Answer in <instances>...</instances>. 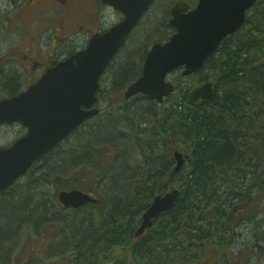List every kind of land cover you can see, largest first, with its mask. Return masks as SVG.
<instances>
[{"label":"trees","instance_id":"1","mask_svg":"<svg viewBox=\"0 0 264 264\" xmlns=\"http://www.w3.org/2000/svg\"><path fill=\"white\" fill-rule=\"evenodd\" d=\"M184 1L195 4L198 0ZM169 19V9L158 6L150 11L114 58L107 71L111 72L107 86L98 94L99 103L108 102V107L95 118L96 123L82 125L24 179L0 194V264H29L31 259H24V254L33 251L34 241L48 236V244L52 240L57 256L67 258L69 264H106L116 257L124 258L126 264L133 258L139 264L131 235L125 231H135L140 214L130 213L129 208L132 204L145 209L156 194L177 186L178 175L170 161L173 147L182 148L186 156L181 182L188 183L187 191L195 199L190 206L176 203L154 224L150 241L135 245L145 254L152 252L149 264H192L195 256L203 257L206 250L213 252L220 242L233 239L229 229L234 219H251L255 225L259 214L263 223L264 2L249 11L243 27L223 42L203 70L191 77L177 72L176 90L164 103L145 96L126 101L124 92L141 75L150 47L174 32ZM9 78L1 83L6 86ZM207 82L213 83V96L195 100L193 88ZM10 83L13 92L19 78L17 83L14 76ZM129 144L135 156L144 145L151 149L166 146L163 158H154L149 164L159 174L168 168L160 175L163 184L148 180L153 176L150 173L131 174L127 168L130 159H123L121 152ZM123 184L134 191L127 195L116 190ZM49 185L54 193L47 199ZM74 188L94 194L98 204L63 212L57 204L58 192ZM231 194L236 196L234 200ZM105 195L111 197L116 210L109 214L111 222L106 228L99 221L106 208ZM205 199L216 205L227 202L220 207L230 212L232 220H216L215 206ZM208 205L209 210L202 212ZM200 206H204L202 210ZM96 223L100 224L98 230ZM199 223L210 230L198 229ZM257 224L255 227L261 225ZM66 230L71 243L63 245L60 238ZM252 231V238L262 236L264 241L263 231Z\"/></svg>","mask_w":264,"mask_h":264},{"label":"water","instance_id":"2","mask_svg":"<svg viewBox=\"0 0 264 264\" xmlns=\"http://www.w3.org/2000/svg\"><path fill=\"white\" fill-rule=\"evenodd\" d=\"M153 1L103 0L122 12L124 19L107 32L94 35L85 50L50 68L27 92L0 101V124L21 122L28 127L24 138L10 148H0V192L98 113L88 109L97 101L99 80ZM258 1L262 0H199L193 9L178 3L170 21L175 33L167 42L152 46L142 76L128 88L126 98L144 94L162 103L174 92L173 84L167 81L169 73L181 67L185 76L201 70L222 41L243 26L246 11ZM212 95L211 83L193 91L195 99L206 100ZM182 163L178 161L176 170ZM175 199V192L156 198L139 232L150 227L152 219L168 210ZM59 200L73 208L97 202L78 190L61 192Z\"/></svg>","mask_w":264,"mask_h":264},{"label":"rangeland","instance_id":"3","mask_svg":"<svg viewBox=\"0 0 264 264\" xmlns=\"http://www.w3.org/2000/svg\"><path fill=\"white\" fill-rule=\"evenodd\" d=\"M174 1L175 0H160L157 3L156 7L159 6L168 9ZM68 2L72 3L73 11L71 12V14H73L77 18L78 25L81 27L83 25H88V26L91 25L92 29L96 31L98 25H101V27L105 29L113 26L121 18L120 14L116 13L114 10L111 9L106 10L104 6L99 5L98 7H96V13L93 20L89 14L91 10V6L89 3L90 0H68ZM91 2L94 4V6H96L95 0H91ZM37 7L40 8L41 5L38 3ZM38 16L41 20L44 19V16H40V15ZM27 17L34 18V16H27ZM153 17H156V14H154ZM9 20L10 19H8V21ZM34 21L35 20H32V22ZM3 23H4V19L2 22H0V41L6 42L7 40L8 42L0 44V56L6 55L5 57L7 59L8 58L12 59L13 57H15L20 60V59H25V57L28 55H33L38 59L44 60V62L42 63H49L53 60L55 61L60 57L65 58V56H68L67 54H70L72 51L82 49L86 45V42H88L90 37L94 34L90 30L85 31L83 33L82 30H88V29L83 28L82 30H80L77 27V25L69 26V29H64V30H61V28H53V27H50V29L49 27L42 28L43 23L41 24L40 22H38V20L35 21L31 31H28L23 28H18L16 30L10 24L8 25L9 26L8 28H5L4 27L5 25L3 26ZM8 30H12V31H8ZM5 35L8 36L11 40L4 37ZM31 36L33 37V39L30 38ZM3 37L4 39H2ZM2 60L0 59V61ZM28 62L30 61L28 60ZM38 68L39 67L36 66L35 68L32 69L31 72L26 73L25 80L23 81L21 80L22 81L21 88L24 89L25 87H27L29 84H31L33 81L37 79L38 74L39 75L41 74V73H37L38 72L37 70H39ZM17 70H19V66ZM110 76H111V72H107L106 75L103 76L101 81L102 88H106ZM4 97H6L4 96V94H0V98H4ZM107 104L108 102L102 101V103L98 105V107L99 108L101 107V110L104 111V109L108 107ZM96 119L95 120L93 119L91 121L92 125L96 123ZM21 134L22 131L13 126L0 128V147L9 146ZM53 193H54V188L49 185L47 187V192H46L47 197L45 198L48 199L52 197ZM244 235L245 234H240L239 243H243V241L248 239L247 236ZM48 237L46 239H42V240L37 239V241H34L31 244L33 251H29L26 249L27 252L25 250L26 253L24 254V259L26 258L31 259L30 262L31 264H69L67 258L65 257L62 258L60 256H57L56 251L55 252L52 251L50 253L46 249V247L50 244V243L48 244V240H49ZM240 246L243 247L242 245ZM53 252L54 254H52ZM236 252L237 251H233V253ZM178 254L180 253L178 252ZM258 256H252L251 257L252 259L250 260V257L248 255L247 256L242 255L240 258V262L238 264H264V249L261 250ZM254 257H256V259Z\"/></svg>","mask_w":264,"mask_h":264},{"label":"bare ground","instance_id":"4","mask_svg":"<svg viewBox=\"0 0 264 264\" xmlns=\"http://www.w3.org/2000/svg\"><path fill=\"white\" fill-rule=\"evenodd\" d=\"M136 144L137 142L134 141ZM122 147V146H121ZM130 144L129 145H126V148L125 147H122L121 149V152H122V158L125 159V160H129L130 162H128L127 164V168L129 170H132L131 171V174H136V173H139V174H145V173H150L152 174L156 179H154L153 176L151 177H147L148 180L152 181L154 184H156L158 181H159V184L160 185L161 183L163 184V180H162V177L160 176L162 173H165L166 171H168V168L164 169L163 171H161L162 173L159 174L158 171L150 166L149 164L150 163H154L155 161H152L154 158H163V153L166 152L165 149H166V146H155L153 145L151 149L149 145H144V148L142 149H138V153L136 154V156L139 158L138 160L139 161H136V156L130 152ZM128 148V149H127ZM172 151H173V160H170V161H173L171 162V167H173V170L175 173H177L178 175V180H177V186H170L169 187V191L163 193V194H156L154 196V198L152 199V202L151 204L147 207V208H141L140 206H135V205H132L131 204V207L129 208V212L130 213H137V214H140V218H139V222L136 226V229L135 231H130V230H127L125 231L126 234L130 233V242H131V248H133V250L136 252V255L138 256V260H139V264H149L151 262L150 260V256L152 254V252H148V253H143V251H138L136 250L134 247L136 244H138L140 241L142 240H149L150 241V238L151 235L153 234L152 233V228L154 226V224L156 222H158V220L162 219L163 216L165 214H167L168 212H170L177 204H181V203H186L188 202V206L192 205L194 202V195H192L190 192L187 191L188 189V183L187 182H181L184 180V178H182V170L183 168L185 167L184 165L187 164L186 162V156L182 150V148H176V147H173L172 148ZM176 153H177V157H176ZM131 158H134V159H131ZM149 159V160H148ZM148 160V161H147ZM152 161V162H151ZM178 161H181L183 162L182 165L183 167H181L179 170H176L177 169V166H178ZM153 170V172L151 173L149 170ZM134 171L136 173H134ZM129 174V175H131ZM157 181V182H156ZM99 188L100 190H103L104 191V187L103 185H99ZM116 190L120 191V192H124L126 193L127 195H129V193L132 191H134V187H131V186H128V185H117L116 187ZM195 188V186H194ZM221 190H224L223 187L221 188ZM172 192H175L176 193V199L175 201L173 202L172 206L160 213L158 216H156L155 218L152 219V223H151V226L150 227H147L144 231H140L139 230L143 227V224H144V216L145 214L147 213V211L153 206L156 198L158 197H165L167 194H170ZM236 198V196H233L231 194L230 196V199L231 200H234ZM206 200V199H205ZM103 202H105V205H106V208L104 210H102L99 214V221L103 226H105V228L107 227L106 223H110L111 221L109 220L110 217L109 214H113L115 213V209L112 205V202H111V197L108 196V195H105L102 199ZM208 203L212 204L215 206L216 210H217V215H216V220L217 219H220L221 221L222 220H225V219H231L232 220V215L230 214V212H228L227 209L225 208H222L225 203L227 202H223L221 204H213L212 202L206 200ZM224 201V200H223ZM113 202H115L113 200ZM229 202V201H228ZM223 205V206H222ZM222 206V207H220ZM204 206H200V209L202 210ZM209 210V205L207 206V208H205L204 210H202V212L204 211H208ZM54 213L53 212H50V215H53ZM236 220L234 219V223H233V230H235V232L237 234H245L244 236H247V240L243 241V245L246 249H248L249 251H254V250H257V249H260L262 247V244H263V238H261L262 236H260L259 238L258 237H254L252 238L251 234L252 233H255L254 231H250V226H251V219H244L245 222H243L242 220L241 221H237L235 222ZM230 227V226H229ZM95 228L98 230L100 228V224L99 223H96L95 225ZM197 228L200 229V230H210L209 227L205 226L204 224L202 223H199L197 225ZM254 229H260V231L264 232V229L260 228V227H256ZM228 230V229H227ZM230 230V229H229ZM68 232L69 231H65L64 233L61 234V244L63 245H66V244H69L71 243V238L68 236ZM229 232V231H226V233ZM149 236V237H148ZM75 245V244H74ZM195 259H193V263H194ZM135 264L134 262V259L131 258L129 260V263L128 264ZM106 264H126V261L124 258L122 257H116V258H113L111 259L109 262H106ZM159 264H162V262H160Z\"/></svg>","mask_w":264,"mask_h":264},{"label":"flooded vegetation","instance_id":"5","mask_svg":"<svg viewBox=\"0 0 264 264\" xmlns=\"http://www.w3.org/2000/svg\"><path fill=\"white\" fill-rule=\"evenodd\" d=\"M38 3L41 5L40 8L37 7ZM89 3L91 6V10L89 14L93 20H94V16L96 13V7H98L99 5L104 6L106 10L111 9V7L103 5V0H95L96 6H94L91 0ZM72 11H73L72 3H69L68 0H0V18H1L0 22H2L4 19L3 26L5 25L4 26L5 28H8L9 27L8 25L10 24L16 30L18 28H23L28 31H31L35 21L38 20V22H40L41 24L43 23L42 28L49 27L50 29V27H53V28H61V30H64V29H69V26L77 25V27L80 30H82L83 28L88 29V30H82L83 33L85 31L90 30L94 34L100 31L102 32L104 30L101 27V25H98L96 31L92 29L91 25L90 26L83 25L82 27L79 26L77 22V18L73 14H71ZM116 13L118 12L116 11ZM38 15L44 16V19L41 20ZM27 16H34V18H30ZM8 19L10 20L8 21ZM32 20H35V21L32 22ZM8 31H12V30H8ZM4 37L11 40L6 35ZM4 37L2 39H4ZM30 38L33 39L32 36ZM6 42L8 41L6 40ZM6 42L0 41V44L6 43ZM86 45H87V42H86ZM67 55L69 56V54ZM5 56L6 55L0 56V59L1 60L3 59L2 61H0V94H4V96H6L4 98H13L19 95L23 91V88H21V84H22V81L25 80L26 73L31 72L32 69L35 68L36 66L39 67L38 68L39 70H37L38 72L37 71L36 72L43 74L44 72H46L48 68L55 65L60 59H63L60 57L56 59L55 61L53 60L54 62L51 61L49 63H42L44 62V60L38 59L34 57L33 55L26 56L25 57L26 60L25 59L19 60L18 58H15V57H13L15 59L13 58L7 59ZM28 60L30 62H28ZM18 66H19V70H17ZM40 75L38 74V77ZM14 76L15 78L17 77V83H18V78H19V84L17 85L18 87L13 92H10L9 84L10 86H12L10 82L14 78ZM6 77H10V78L8 79L9 81H7L8 83L6 84V86H4V84H2L1 82L5 81ZM250 228H251L250 231H252V229L256 227L250 226ZM228 242L231 243L232 248H230L227 254L221 255L223 258L228 257L231 253L237 254L240 251L239 249L240 243L238 241H236L235 239H232L231 241L229 240ZM233 251H237V252L233 253ZM257 252H261V248L254 250V251H250V253H255V254ZM206 253H207V250L205 251L204 257H208ZM209 262L210 261L206 259L205 260L196 259L193 264H208ZM238 263H239V254H237V257L233 256L231 258H226L223 261V264H238Z\"/></svg>","mask_w":264,"mask_h":264}]
</instances>
